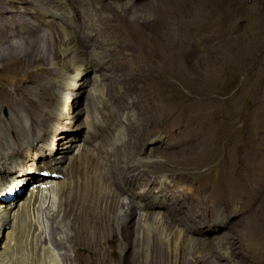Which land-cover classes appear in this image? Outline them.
Listing matches in <instances>:
<instances>
[{"label":"rangeland","instance_id":"1","mask_svg":"<svg viewBox=\"0 0 264 264\" xmlns=\"http://www.w3.org/2000/svg\"><path fill=\"white\" fill-rule=\"evenodd\" d=\"M43 1L32 0V3L31 0H0V32L10 22H16L20 18L28 20L31 26L39 27L38 35H43L41 42L40 39L37 41L38 51L35 53L39 56L34 53L41 61H35L31 54L34 58L31 59L29 68L21 71L18 70V65L26 62V52L21 43L28 35L22 32L24 27L16 23L9 31V36L13 38L11 42L0 44V135L6 136L4 125L11 117L7 100L11 103L19 100L20 107L16 111L22 115L30 111L34 120L40 123L46 120V123L54 124L47 141L36 142L37 146L28 151L25 165L39 150L45 151L54 136L64 134L59 147L66 150L71 143L68 142L69 138L75 137L74 133L78 139L90 132L92 126L98 128L101 114L115 107L129 110L128 119L135 124L133 128L125 127V133L129 137L136 132L141 134L148 130L155 133L140 142V160H130L134 167L126 169L136 187L133 192L137 195H145L143 189L151 187L152 193L146 202L149 203L147 208L152 213L151 220L153 219L155 230L151 228L146 233L145 229L138 226L142 211L137 207L138 200L129 194L125 195L122 201L136 206L135 214L130 219L131 222H137L136 228L132 229L135 253L130 257L124 255L130 248L122 247V231L115 226V220L112 219L114 211H111L105 220L108 223L104 231L106 237L102 241L105 252L99 256V262L264 264V0ZM77 2L79 3L76 4ZM40 4L51 6L57 16L40 14L41 11L36 13ZM119 5L128 6L129 10L120 13ZM96 12L109 18L114 15L120 18L109 23L107 34L102 38L107 39L112 50L120 47L122 52L115 55L113 61L104 60L102 67L92 70L90 57L98 53V50H94L92 41H89L87 44L90 47L86 44L81 64L84 65V72L73 89L70 81L64 79L66 71L69 75L75 72L66 62L70 55L68 52L63 53L73 41L67 34L70 29H75L78 37H86L87 34L94 36L93 31L83 30L81 18L87 15L88 23L92 22L103 28V24L93 20ZM168 22L173 26L171 36L167 29ZM151 24L158 27L157 35L153 34V29L149 31ZM51 25L59 34L56 40L47 35L51 31ZM126 25L131 31L127 30ZM113 33L115 34L112 35ZM140 37L145 39L142 47L155 48L152 49L157 54L152 59L158 58L155 65H168V60L172 62L173 75L168 77L166 73H158L159 77L152 75L155 79L153 81H137L134 79L137 70L132 66L128 71L124 70L117 75L115 73L116 79L113 80L111 64L125 62L126 59V65H143L138 64L135 58ZM2 38L1 33L0 39ZM58 45L62 47L57 48ZM60 65L66 67L60 70ZM29 72L39 73V88L27 85L30 83L26 79ZM143 73L149 74L148 71ZM100 80L105 85L101 88V97L98 91ZM18 88L19 91L21 88V93ZM128 90L131 91L130 96L119 93ZM66 98L68 106L63 111ZM131 100L134 102L133 106H130ZM53 117H58L57 122L53 121ZM7 135L9 136L8 133ZM50 147L49 151L52 153L49 158L56 159L59 151L54 150L52 144ZM146 158L150 160L144 161ZM24 163L21 170L27 171V177L18 179V185L25 184L24 181L27 180V183H36L37 180L29 179L31 174L35 178H45L41 177L43 169L40 164L37 169H29ZM134 168L137 173L140 172V176H137L141 179L139 182H144L143 189L140 188L138 179H132ZM12 175L22 177L20 174ZM160 182L163 190H160ZM27 183L22 186L24 189L18 196L21 197L25 190L28 191L25 187L30 185ZM17 191L15 188L0 189V201H7ZM16 201L19 199L14 202ZM45 226L46 238L48 235L56 239L64 238L63 234L54 231L55 224L51 221L46 222ZM142 240L149 244L148 260L144 258L145 252H140ZM46 242L47 248L68 257L66 264L92 262L91 249L77 242L64 240L61 248H54ZM25 263V253L17 249L6 264Z\"/></svg>","mask_w":264,"mask_h":264},{"label":"bare ground","instance_id":"2","mask_svg":"<svg viewBox=\"0 0 264 264\" xmlns=\"http://www.w3.org/2000/svg\"><path fill=\"white\" fill-rule=\"evenodd\" d=\"M118 1H130V0H118ZM49 3L51 2H48V4ZM58 3L56 4L58 5ZM78 3L79 2H77L76 4ZM73 4H75V1ZM84 4H87V2ZM34 5H32L31 7H34ZM29 6L30 5H28V7ZM119 6L120 7L118 9L120 13H123L126 9L129 10L128 6H121V5ZM38 7L39 8L36 13H40L41 11L42 13L40 14H45V15H49L52 17L57 16L56 14L57 12L52 10L50 8L51 6L49 7V5L40 4ZM80 8L82 7L80 6ZM20 12H22V9ZM33 16H31V18H33ZM86 16L87 15H85L84 18H86ZM110 17L111 18L101 15V13L96 12L95 18L93 20H95L96 23L100 22L101 24H103L104 25L103 28L99 27L98 24L94 25V23H92L91 21H90L91 23H88L87 18L86 19L81 18L83 21L82 22L83 24H81V26L83 27V30L93 31L94 36H91V34H87L86 37H80V36L78 37V35H76L75 29L74 30L70 29L68 34L66 33L70 38L73 39V41L70 46L64 49L63 53L68 52V54L70 55V56L67 55L68 60L66 62L67 64H69L68 66L70 69L71 68L75 69V72L74 74L69 75L68 72L66 71L64 79L65 80L68 79V82L70 81L71 83L70 86L73 89H74V86H76L78 81L80 80L81 73L83 74L84 72V68H83L84 65H81V64H82V61L84 60L86 44L89 43V41H92L91 46L95 48L94 50H96V48L98 50L97 51L98 53L90 57V65H91L90 67L92 68V70H97L99 67H102V65L105 63L104 60L113 61V58L115 59L114 56L115 55L118 56L122 52L120 47H118L117 49L113 48L112 50L107 39H103L104 37L102 38L104 34H107L106 31L107 29H109V23L112 20L119 18L117 15L110 16ZM16 23L24 27V31L22 32L28 34L27 37H24L23 39L24 42L21 43L22 44L21 47H23V49L26 52V58H25L26 60L23 59L26 62L24 64L22 63L21 65H18L17 67L18 70L21 71V70H25L29 68L30 66L29 64L32 58L35 57L34 58L35 61H41V58H37L34 55V53L38 51L36 49L37 43H38L37 41L40 39V42H41V38H42L41 36L43 35L42 34L38 35L39 27L37 28V27L31 26L28 20L17 18L16 22H10L9 26L8 25L5 26L3 30L0 32V35L2 33V37H3L2 39H0V44L5 45V44H8V41L11 42L13 38L9 36V31ZM150 26L151 27L148 28L149 31L153 29V34L157 35L158 27L156 26V24H151ZM71 27H74V26H71ZM126 27L128 26L126 25ZM111 28H114V27L112 26ZM115 28H117V26ZM123 28H124V25H123ZM54 29L55 28L52 26L50 33L47 34L50 39L52 37H54L55 39L57 36L59 38V34L56 31H54ZM167 29H168L169 35L171 36L173 34V26L171 22L167 23ZM127 30L131 31L129 27ZM111 31L112 29L110 30V32ZM114 34L115 33H113L112 35ZM92 37H94V39ZM32 39L34 40L32 41ZM150 43L154 44L152 42ZM144 44H145V39L143 37L138 38L139 48L137 51V57L135 56V58H136V61L139 62L138 64L143 63V65H129V64L126 65L127 64L126 59H125V62L118 61L114 65L111 64L110 73L112 74L111 76L113 80L116 79V78L114 79V77L119 72L122 73V71L124 70L128 71L130 67L132 68V66L134 69L136 68L137 70V75L134 77V79H136L137 81L138 80L139 81H145V80L153 81L155 79L153 78L152 75L158 76V73H166L168 77H171L173 75L172 62L168 60V65H155L156 62H158V58H156V60L152 59L154 58L155 55H157L153 52L155 48L153 47L154 48V49L152 48L153 50L145 49L144 47H142V45ZM127 46L129 45H124V47H127ZM59 47L60 46L58 45L57 48ZM128 50L130 51V49ZM39 52H42V51L40 50ZM92 53L93 52H91V54ZM31 54L34 57H32ZM23 55L25 56V54ZM36 55L39 56L38 54ZM151 59H152L153 65H151L150 63ZM146 63H150V65H146ZM64 66L65 65H60L59 69L62 70ZM143 71L145 72L148 71L149 74H145L143 73ZM130 72L131 71H129V73ZM133 72L135 73V71ZM115 73L116 75H114ZM38 74L36 72L35 73L29 72V74L26 75V79L30 80V83L28 82L27 85L31 86V88L33 87L37 89L40 87L41 79L38 78ZM98 86H99L98 91L101 97L103 93L102 91L103 89L101 90V88L105 86L103 83V80H100ZM21 91H22L21 88H20V91L18 88V92L21 93ZM111 93L112 92H110V94ZM119 93H121L124 96L125 95L130 96L131 91L129 90L122 91V92L120 91ZM67 102L68 100L66 98L64 101V105H63V111L68 106ZM13 103L14 102L11 103L8 100L6 101V104L10 107L11 117L7 119V122L4 125V129L9 134V136L7 135V133H6V136L4 137L0 135V189L2 190H5V189L11 190L13 188L15 189L23 188L22 186H24L28 182V180L24 181L25 184L24 183L21 184L20 187L17 184L18 179L23 180L27 177V171L21 170V167H23V163L26 159V154L28 153L30 149L35 148L37 146L36 142L47 141V138L49 137L48 134L52 131L53 129L52 125H54L52 122L46 123V120L45 122H41V123L38 122L37 120H34L33 119L34 117L30 114V111H27L26 115L25 113L24 115H22L19 111H16V108L20 107V101L18 100L14 104ZM133 104L134 102L131 100L130 106H133ZM128 111L125 109V107H118V108L115 107V108H112L111 110L109 109V111H107L104 114L102 113L101 123L99 124V127L96 128L95 126H92V127L90 126L91 131L86 132L85 136L82 135V137L78 139H76L77 136L75 135L76 133H74L73 136L75 137L69 138L68 142L71 141V143L68 145L66 150H62L59 147V143L62 142L64 134H62L61 136H58V135L54 136V138L51 141L52 142L51 144L53 145L52 148L54 150L58 149L59 151V155L56 157V159L49 158L51 157V153H52L51 151H49V149L51 148L50 147L51 144H50L49 147L45 149V151L42 152L41 150H39L40 152H37L33 156V158L30 159L29 163H26V165L24 163V166L29 169H31V167H35V169H37L40 164L43 171L45 172L44 174L41 175V177H45V178H41V179L37 177L35 178V176L31 174L30 175L31 178L29 179L30 180L35 179L37 181L36 183H32V184L31 182L27 183L28 185H30L29 187H31V189L27 191V194L25 196H22V198L16 203L14 202V200H9L8 203L6 204L5 202L0 201V264L8 263L17 249L18 250L21 249L25 253V261H26L25 264H66V262L68 261V257L66 255H59L53 249L46 247L47 245L46 241H48L50 245H52L54 248H61V246L64 243L63 242L64 240L65 241L67 240L70 243L77 242L80 245L90 248L92 251V256H93L92 262L90 264H105V263H100L98 259L101 253L105 252V247L103 246V243H102V241L106 237L104 235L105 233L104 231L107 228L106 225L108 224L107 221L105 220L106 218H108L107 216L110 215L111 211H114L112 215L113 217L112 219L115 220L114 222L116 224L115 226H117V228L121 229L122 231L121 233L122 247L130 248L128 253L126 251L124 255L129 256V257L132 256L133 253H135L133 249L135 236L133 234L132 229L133 227L136 228L137 222L135 221L131 222L130 219L135 214L134 210L136 206L132 205L131 203L126 204L125 202L122 201L124 196L127 194L135 197L138 200L137 207L141 208L142 210L141 216H140L141 218H140L138 226L145 229L146 233H148V230H151V228L155 230V227H153V224H152L153 219L151 220L152 213L148 211L149 209L147 208L149 203L146 202L147 197L152 193L150 192L151 187L144 188V189L142 188L144 182L143 183L139 182V180L141 181V179H138L137 175H139L140 172L137 173V171L134 168L133 171L135 173H134V176H132V179L134 178L136 180L138 179V182L140 184L139 186L140 188L144 190L143 192L145 193V195L143 196H141L139 193H138L139 195H137L135 192H133L135 191V188H136L135 184L132 182V180L129 178V175L126 172V169L128 168L132 169L134 167V165L130 163V160L139 159L140 151L138 150V148L141 145L140 142H142L145 139L150 138L155 133L148 130L146 131V133L140 132L141 134L136 132L134 136L130 135L131 137H129L128 136L129 134L125 133L126 129H128L126 126H131L133 128L135 124L132 123L131 119H128V116H129ZM57 118L53 117V121L57 122ZM171 123L173 125L174 121H172ZM170 129L172 130V128ZM169 132H168V135H170ZM57 137H58V140H56ZM57 159H59V161ZM147 159L149 158L144 159V161H148ZM21 164L22 166H20ZM12 173L16 175L20 174L22 177L12 175ZM34 184H37L35 188H33ZM158 184L160 185V190H163L162 183L160 182ZM29 187H25V188L27 189ZM14 195H11L9 197L13 198ZM18 197L20 196L15 195V199L16 198L18 199ZM125 207H126V211H124ZM48 221H51L52 223L55 224L54 231L63 234L64 235L63 239H56L54 236L51 237L49 235L46 238L45 223ZM102 221H104V223ZM143 235H144V232L142 233V236ZM150 237L149 239L153 238V237L151 238ZM164 240H163V243L166 241ZM155 241H158V239L156 240L155 238ZM161 243H162V240H161ZM152 245H155V244H152ZM156 245L158 246L159 243ZM186 245L188 244L186 243ZM162 248L165 249L164 247ZM148 249H149L148 241L142 240L140 252H143V253L145 252V257H144L145 259H147L148 257L147 256ZM163 249L161 251H163Z\"/></svg>","mask_w":264,"mask_h":264},{"label":"clouds","instance_id":"3","mask_svg":"<svg viewBox=\"0 0 264 264\" xmlns=\"http://www.w3.org/2000/svg\"><path fill=\"white\" fill-rule=\"evenodd\" d=\"M45 172L43 171V174H44ZM21 186V183H19V187ZM37 186V184H34L33 185V188H35ZM28 190L29 189H31V187H29V188H27ZM23 191V188H19L18 189V191L15 193V195H19L21 192ZM27 190H25L24 192H23V194H22V196L24 195V193L26 192ZM15 195H14V197L13 198H10V197H8V200L6 201V200H1V202H5V204L6 203H8V201L9 200H14L15 201ZM22 196L20 197V198H18L19 200L22 198ZM17 199V198H16ZM17 202V201H16ZM15 202V203H16Z\"/></svg>","mask_w":264,"mask_h":264}]
</instances>
